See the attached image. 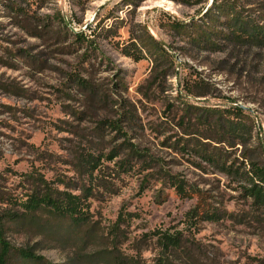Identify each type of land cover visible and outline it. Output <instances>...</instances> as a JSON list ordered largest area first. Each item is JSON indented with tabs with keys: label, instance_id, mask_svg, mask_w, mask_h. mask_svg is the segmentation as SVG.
I'll return each instance as SVG.
<instances>
[{
	"label": "rangeland",
	"instance_id": "rangeland-1",
	"mask_svg": "<svg viewBox=\"0 0 264 264\" xmlns=\"http://www.w3.org/2000/svg\"><path fill=\"white\" fill-rule=\"evenodd\" d=\"M232 16L264 30V0H0V215L21 218L6 225L14 249L50 264H264V210L244 184L173 147L180 124L213 138L208 110L237 107L248 144L202 142L237 166L264 162V44L229 40ZM46 186L82 198L90 237L45 212L30 222L21 204ZM203 202L221 219L193 220Z\"/></svg>",
	"mask_w": 264,
	"mask_h": 264
},
{
	"label": "trees",
	"instance_id": "trees-1",
	"mask_svg": "<svg viewBox=\"0 0 264 264\" xmlns=\"http://www.w3.org/2000/svg\"><path fill=\"white\" fill-rule=\"evenodd\" d=\"M226 27L229 30V34L225 36L236 44L247 46L264 44V30L255 24L244 22L238 16H232L229 25L227 24ZM72 35L80 45H88L89 47L90 44L88 43L90 42L87 36L79 33ZM148 56L152 59V52ZM141 57L144 58L145 55ZM79 84H84V87L87 88L86 83H83V81L80 80ZM207 114L208 117L203 124L215 130L216 134L213 138L203 132H196L193 126L186 128V125L180 124L183 127L185 138L180 143L178 141L173 147L181 151V153L193 152L196 157L216 168L219 173L230 177L233 181L244 184L243 192L245 198L251 200L253 206L258 210H264V162L250 159L244 162L242 166H237L235 162H229L228 153H223L217 146L211 147L208 143L202 142V140H211L218 145L239 143L247 145L251 139V128L247 127L243 122V110L237 107L228 109L217 108L208 110ZM112 128L117 130L115 126ZM122 147L118 146L115 148L112 151V155L107 156L106 159H111L112 156L117 157ZM131 147L132 145H127V149H131ZM169 147L173 148L172 146ZM81 161L90 165L93 169L99 163L100 157L88 156L82 158ZM123 164L121 165L123 169H127V166L131 165L129 160L123 162ZM167 179L179 196L182 198L193 197L183 180L172 176H168ZM21 207L24 213L30 216V222L34 221L33 217L38 213L45 212L59 221L68 222V228L71 231H80L84 233L86 238L90 237V234L94 232V229H87L89 222L88 212L85 210L86 206L82 198L78 195L57 192L46 186L43 192L35 191L30 195L26 202L21 204ZM26 217L23 215V218ZM190 217L193 220L199 219V217H201V220L216 221L221 219V215L217 212L206 209V203L204 202L191 211ZM20 219L17 214L0 215V264H17L18 262L20 264H50L44 258L36 256L32 249H14L6 240V225L8 223H17ZM160 241L165 250H177L182 246L180 234L177 236L164 235Z\"/></svg>",
	"mask_w": 264,
	"mask_h": 264
}]
</instances>
